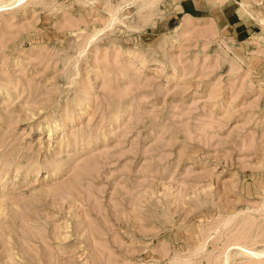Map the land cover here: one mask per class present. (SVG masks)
Here are the masks:
<instances>
[{"label": "rangeland", "instance_id": "obj_1", "mask_svg": "<svg viewBox=\"0 0 264 264\" xmlns=\"http://www.w3.org/2000/svg\"><path fill=\"white\" fill-rule=\"evenodd\" d=\"M0 264H264V0H0Z\"/></svg>", "mask_w": 264, "mask_h": 264}, {"label": "bare ground", "instance_id": "obj_2", "mask_svg": "<svg viewBox=\"0 0 264 264\" xmlns=\"http://www.w3.org/2000/svg\"><path fill=\"white\" fill-rule=\"evenodd\" d=\"M254 253V252H253ZM258 253V252H257Z\"/></svg>", "mask_w": 264, "mask_h": 264}]
</instances>
